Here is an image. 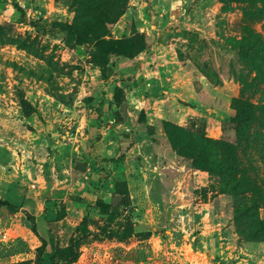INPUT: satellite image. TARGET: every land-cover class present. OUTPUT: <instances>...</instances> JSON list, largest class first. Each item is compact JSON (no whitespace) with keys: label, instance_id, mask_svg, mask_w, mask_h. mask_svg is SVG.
<instances>
[{"label":"rangeland","instance_id":"1","mask_svg":"<svg viewBox=\"0 0 264 264\" xmlns=\"http://www.w3.org/2000/svg\"><path fill=\"white\" fill-rule=\"evenodd\" d=\"M0 199V264H264V0H0Z\"/></svg>","mask_w":264,"mask_h":264},{"label":"trees","instance_id":"2","mask_svg":"<svg viewBox=\"0 0 264 264\" xmlns=\"http://www.w3.org/2000/svg\"><path fill=\"white\" fill-rule=\"evenodd\" d=\"M115 45H116V43H115ZM4 209H17V207L14 205V204H12V203H10L9 201H6V200H2V199H0V211H2V210H4ZM26 217H27V219L29 220V222H30V224H31V230H32V232L35 234V235H37L38 236V238L42 241V243H43V246L45 245V241L41 238V237H39V235H38V232H37V225H36V223H35V220H34V217L33 216H31L30 214H28V213H26ZM86 219H84L83 221H82V226H83V231L86 233V235L88 234V230H87V228H86V226H85V224H86ZM76 243H77V239L76 238H71L70 239V244H69V250L71 251V254H73L72 255V259H71V261L72 260H74L75 258V252H74V247H75V245H76Z\"/></svg>","mask_w":264,"mask_h":264}]
</instances>
